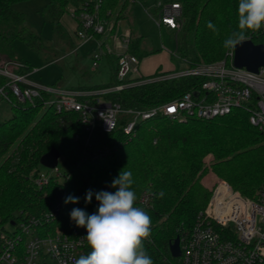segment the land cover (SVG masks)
<instances>
[{
  "label": "trees",
  "instance_id": "obj_1",
  "mask_svg": "<svg viewBox=\"0 0 264 264\" xmlns=\"http://www.w3.org/2000/svg\"><path fill=\"white\" fill-rule=\"evenodd\" d=\"M18 1L22 0H0V59L22 64L12 67L27 73L33 68L20 57L13 41L19 38L34 48L42 37L28 24L24 14L12 7ZM121 1L106 0L103 15L111 19ZM156 1L142 0L155 12L157 9L152 5ZM177 1L182 5L180 29L184 32L179 51L188 66L226 58L230 49L223 47V41L239 30V0ZM127 3L125 0L118 19ZM48 4L55 29L64 33L61 18L67 13L64 9L67 1L49 0ZM209 21L219 29L218 34L207 28ZM247 35L256 44L264 45L261 28L247 30ZM130 51L138 58L152 53L141 50L138 41H132ZM109 65L112 71L109 82L69 88L95 89L119 84L117 58H110ZM5 81L6 78L0 76V84ZM202 81L201 77L164 79L129 86L108 97L124 108L148 109L181 97L201 86ZM47 98L49 96L44 95V99ZM8 103L11 113H0V219L3 223L18 219V212L41 215L52 210L58 201L60 211L47 223L45 231L70 232L77 227L70 218L73 208H81L89 214L98 208L95 195L91 203H85L87 190L114 192L116 189L110 185L124 169L133 174L132 189L137 197L134 206L144 209L152 220L150 235L142 241L144 249L154 264H177L178 258L172 256L170 245L192 227L199 212L207 206L212 190L202 179L210 169L246 197L255 198L264 189V133L250 123L249 113L242 108L212 119L190 117L178 121L158 115L138 122L130 136L124 132L129 117L123 114L113 133L97 130L92 137L94 147L119 141L118 148L106 157L84 159L85 133L79 112H59L53 105L46 106L43 98L38 99L35 106L16 99ZM53 147L64 158L63 181L53 177L48 184L37 185L34 177L41 158ZM208 155L212 157L210 167L205 161ZM145 191L152 194L146 206L139 202ZM69 195L79 197V203L66 204L65 198ZM90 251L87 245L84 255Z\"/></svg>",
  "mask_w": 264,
  "mask_h": 264
},
{
  "label": "built area",
  "instance_id": "obj_2",
  "mask_svg": "<svg viewBox=\"0 0 264 264\" xmlns=\"http://www.w3.org/2000/svg\"><path fill=\"white\" fill-rule=\"evenodd\" d=\"M66 1L67 14L75 20L76 51L86 41L115 28L117 19L112 20L102 13L106 0ZM130 1L141 3L152 14L142 0ZM152 6L157 9L156 15H152L159 27L166 25L175 30L182 27L179 1L157 0ZM107 14H111V10ZM118 15L119 12L117 18ZM261 30L264 31V25ZM121 41L122 51L117 54L120 83L115 86L59 88L33 78V72L14 70V66H22L20 63L5 62L0 64V76L6 78L5 83L0 84V92L8 102L16 99L35 106L37 100L43 98L46 106L53 105L59 112H79L85 133L84 159L106 157L118 148L119 141L94 147L92 137L97 130L104 134L113 133L123 114L129 117L124 132L130 136L138 122L158 115L178 121L190 117L212 119L242 108L249 113L250 123L264 133V66L258 72L235 67V50L230 49L226 58L218 61L143 77L139 69L140 59L130 51L131 32L123 35ZM100 46V50L93 54L95 67L103 55L112 53V48L105 42H100ZM131 72L137 73L138 77H130ZM181 77H201L203 81L201 86L181 97L148 109L124 108L120 102L108 97L129 86ZM44 95L49 98L44 99ZM52 169L60 173L58 166ZM53 177L57 176L39 170L34 179L37 185L43 186ZM151 197L152 194L145 191L139 199L140 204L148 205ZM60 208L57 201L52 210L41 215L18 212V219L5 223L0 219V264H75L88 245L84 238L86 229L45 231L47 223L55 219ZM180 238L181 255L177 257V264H264V189L255 198H249L234 190L227 181H218L207 206Z\"/></svg>",
  "mask_w": 264,
  "mask_h": 264
},
{
  "label": "rangeland",
  "instance_id": "obj_3",
  "mask_svg": "<svg viewBox=\"0 0 264 264\" xmlns=\"http://www.w3.org/2000/svg\"><path fill=\"white\" fill-rule=\"evenodd\" d=\"M49 0H22L12 4V7L24 14L28 24L41 35L42 41L36 47L29 46L22 39H15L13 45L20 55L32 68L33 78L49 85L59 88H68L78 85H96L107 83L112 79V71L108 63V58L104 55L99 60L98 67L94 66L93 54L100 50V42H105L112 48L111 56L116 59L117 54L122 51L121 38L133 31L132 40L138 41L143 38L141 48L144 50H156L163 54L161 58L168 59L175 65L178 71L188 68V64L180 55V48L183 43L184 32L179 28L169 29L166 26L159 27L153 15L155 9L151 8L152 16L139 2L128 0L122 12L121 18L112 32H107L98 38L86 41L78 51L75 48V20L67 13L61 18L64 33H59L53 23V13L47 10ZM125 0H122L114 11L112 20L117 19V13L123 8ZM68 11V4L64 6ZM142 35V36H140ZM140 36V38H139ZM0 59V64L5 63ZM130 77L137 76L131 72ZM8 101L0 92V113L7 115L11 113ZM212 157L208 155L205 159L210 167ZM57 171L41 164V173H48L57 176L59 181H63V173L66 166L64 158L61 157ZM223 180L211 169L202 179V183L213 190L218 181Z\"/></svg>",
  "mask_w": 264,
  "mask_h": 264
},
{
  "label": "clouds",
  "instance_id": "obj_4",
  "mask_svg": "<svg viewBox=\"0 0 264 264\" xmlns=\"http://www.w3.org/2000/svg\"><path fill=\"white\" fill-rule=\"evenodd\" d=\"M238 31L232 32L223 47L234 49L249 39L247 30H259L264 25V0H239ZM207 28L218 34L219 29L209 21ZM131 171L122 170L110 187L114 192L87 190L85 203H91L93 195L98 208L92 214L81 208H73L70 218L77 227L86 229L84 237L91 248L88 255H81L75 264H154L142 241L150 235L151 217L142 208L135 207L136 193ZM161 197L163 192L159 194ZM79 197L69 195L65 203L77 204Z\"/></svg>",
  "mask_w": 264,
  "mask_h": 264
},
{
  "label": "water",
  "instance_id": "obj_5",
  "mask_svg": "<svg viewBox=\"0 0 264 264\" xmlns=\"http://www.w3.org/2000/svg\"><path fill=\"white\" fill-rule=\"evenodd\" d=\"M233 64L238 68H246L249 71L258 72L260 67L264 66V45L256 44L252 39H248L234 48ZM62 153L55 147L41 158V164L48 168L58 166ZM180 236L171 243L170 250L173 257L181 255Z\"/></svg>",
  "mask_w": 264,
  "mask_h": 264
},
{
  "label": "crops",
  "instance_id": "obj_6",
  "mask_svg": "<svg viewBox=\"0 0 264 264\" xmlns=\"http://www.w3.org/2000/svg\"><path fill=\"white\" fill-rule=\"evenodd\" d=\"M174 1H177V0H174ZM150 15L152 16V14H150ZM119 20H120V18L119 19L117 18V21H119ZM117 21H116L115 25H117ZM162 26H166V25H162ZM166 27H168V26H166ZM172 30H175V29H172ZM129 31L131 32V34L133 33V31L131 29ZM140 36H142V35H140ZM140 36H139V38H140ZM142 42H143V38L141 40H138V44H139L140 48H141ZM141 50H143V49L141 48ZM144 50H146V48ZM147 51H150L152 53L144 56L143 58H139L140 59L139 69H140V73L143 77H152V76H157V75H161V74H168V73L178 71L175 69L176 68L175 65L172 62H170L167 58L166 59L161 58L163 55V54H161V52L157 53L156 50H147ZM111 54L112 53L104 55V57L106 56L108 58V63H109V59L113 58L111 56ZM110 69H111V66H110ZM136 77H138V75L135 76L134 78H136Z\"/></svg>",
  "mask_w": 264,
  "mask_h": 264
}]
</instances>
